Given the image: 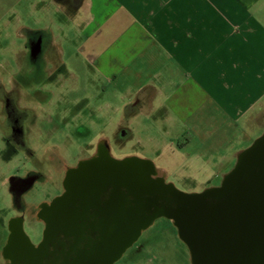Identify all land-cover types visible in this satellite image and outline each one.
<instances>
[{
	"label": "rangeland",
	"instance_id": "rangeland-1",
	"mask_svg": "<svg viewBox=\"0 0 264 264\" xmlns=\"http://www.w3.org/2000/svg\"><path fill=\"white\" fill-rule=\"evenodd\" d=\"M9 4L0 6V16H5L2 19L6 23V25L0 24V83L7 87L10 79L12 81L13 78L23 77L22 73L29 67L27 55H24L23 52L19 53L23 39V36H18L19 33L28 36L33 31L44 29L45 34L52 35L54 41L63 49L62 59L66 67L64 66V70L61 71L62 74L52 75L48 73V70H44L39 80L30 77L28 81L37 80L43 83V90L50 88L58 90L56 84H52L54 83L53 79L58 78L65 84L68 74L69 83L75 85V90L70 95L75 100L71 101L67 97L65 87L51 93L69 100L72 105L82 98L89 97L88 106H90L89 116L87 115V106L84 107L85 118L87 117L86 132H77L82 118L73 114L72 117H67L69 124L64 127L62 121L66 117L61 120H59L61 117H58L55 120L57 122L50 125L38 123L37 127H33V130H38L40 133L33 132L25 139L28 151L18 146L6 145L3 133H0V264L6 262L3 257V242L7 241L9 235L7 231H9L12 216L19 212L14 204L8 179L11 176L24 177L30 171L38 174L30 189L21 196L25 208L24 211H20L21 216H24V233L36 246L42 240L45 226L44 222L36 216L37 206L41 201L50 200L59 195L63 185V172L57 174L58 168H56V171L52 173L56 162L52 161L51 164L50 156H58L65 166L74 167L80 159L87 158L92 154L93 147L99 138L106 136L108 137L106 140L110 155L113 158L137 157L151 160L158 167L166 165L165 177L160 171H156V176L163 177L165 182L171 183L182 192L199 193L205 189L220 186L224 176L236 164L238 156L232 157V151L234 149L243 151L263 134L264 114L259 115L258 119L255 118L250 123H240L237 126H230L218 120L217 126H220L221 136L224 138L223 135H225V141L228 144L232 143V146H229L226 151L225 148L219 149V151H225L226 163L222 166L208 167L196 162L178 167L181 160H171L165 154L159 155L158 151L162 147L167 148L168 146H172L174 149L180 148L177 143L183 140L177 139L179 132L172 130L169 135L163 132L165 123L161 120L159 111L148 120L142 111L137 116H129L122 106L126 99L124 95L126 92H124L125 87L121 80L122 77L127 80L125 77L129 79L131 76H122L116 67L110 66L109 56H119L116 53V48L130 50L133 43L127 38H133L136 33L133 28L119 37L115 41V45L108 40L97 43L96 40H92L88 36L92 33L95 23L84 28L81 26L83 24L81 23L82 17L84 19L82 11L76 14L75 18L71 16L69 19V16L74 12L69 9L68 0L60 2L23 0L21 5L15 7L12 2ZM11 7L16 10L11 11ZM115 8V0H93L92 12L96 22L103 23L105 19L109 18V20H114L115 25L118 26L123 17H120L119 12L117 14ZM14 14L19 15V19L16 20ZM112 28L113 25L110 29ZM84 37H89L85 53L80 51L82 43L85 41ZM89 46L91 51L94 50L99 54L98 60L89 58ZM15 50H18V53L14 54ZM31 66L33 67L34 63ZM18 81L22 82V79H18ZM102 87L106 89L105 92L100 91ZM49 98H52L51 95ZM50 102L53 103L51 104L53 106H49L51 111L65 110L61 112V115L65 116L72 112V108L68 106L66 100L63 102V106L58 108L54 106V99ZM200 115L203 117V114ZM72 122L75 124L74 128L70 126ZM43 130L47 132L43 133ZM123 130L128 133L126 136H120V131ZM216 137L219 136H214V139ZM170 140H172L171 143ZM196 144L199 142L196 141ZM179 159L182 158L179 157ZM171 162L174 164L168 167L167 163ZM139 243H144L141 250L129 255V258L125 256L124 258L127 259L120 258L116 264H191L189 250L178 237L176 227L169 218L160 216L154 219L141 231L140 237L136 241V244Z\"/></svg>",
	"mask_w": 264,
	"mask_h": 264
},
{
	"label": "crops",
	"instance_id": "crops-1",
	"mask_svg": "<svg viewBox=\"0 0 264 264\" xmlns=\"http://www.w3.org/2000/svg\"><path fill=\"white\" fill-rule=\"evenodd\" d=\"M11 2L15 7L23 0H0V6ZM68 4L74 12L69 19L82 11L83 28L95 23L88 36L97 43L108 40L115 45L127 30L136 31L133 38H127L133 43L130 50L116 48L120 57L109 56V64L122 76H131L121 80L126 92L122 106L129 116L142 111L149 120L159 111L166 124L163 132H179L180 148L168 146L158 151L171 160H181L178 167L196 162L208 167L224 165L225 151L232 143L221 136L218 120L237 126L264 114V0H115L117 14L123 17L118 26L109 18L96 22L93 0H68ZM13 7L11 11L16 10ZM2 18L5 16H0V24L6 25ZM18 36H23L19 53L25 54L28 36ZM89 37H84L81 52L85 53ZM58 51L65 66L60 45ZM88 54L93 60L99 58L90 46ZM1 106L0 98L3 133ZM120 132V136L128 134ZM223 148L225 151H219ZM240 152L234 149L232 157ZM148 161L164 176L166 165L158 167ZM173 164L167 163L168 167Z\"/></svg>",
	"mask_w": 264,
	"mask_h": 264
},
{
	"label": "water",
	"instance_id": "water-1",
	"mask_svg": "<svg viewBox=\"0 0 264 264\" xmlns=\"http://www.w3.org/2000/svg\"><path fill=\"white\" fill-rule=\"evenodd\" d=\"M97 163L81 162L77 171ZM101 167L87 182L95 212H75L69 194L59 196L56 215L45 214L42 245L31 244L10 264H113L160 216L172 220L191 264H264V132L240 152L220 186L199 193L165 182L148 160L108 156ZM20 229L28 239L22 222ZM12 242L11 236L5 249Z\"/></svg>",
	"mask_w": 264,
	"mask_h": 264
},
{
	"label": "flooded vegetation",
	"instance_id": "flooded-vegetation-1",
	"mask_svg": "<svg viewBox=\"0 0 264 264\" xmlns=\"http://www.w3.org/2000/svg\"><path fill=\"white\" fill-rule=\"evenodd\" d=\"M27 59L29 62V67L22 73L24 75L21 78L22 82H19L18 79H14L7 85L5 88H0V98L2 102L1 112L4 115V121L2 124L4 139L6 141V145H12L13 147H20L23 150L28 151L26 146L25 139L29 137L33 132L36 134L40 133L38 130H33V127H37V124L42 125H50L56 123V119L66 117L63 123V127L68 123L67 117L78 116L80 119L82 118V123L80 122L77 127V132L85 131V122L87 117L85 118V109L84 107L87 106V115L89 116V100L90 98H82L77 101L76 104H70L69 100L60 98L58 94L51 93L54 91L61 90L65 87L67 97L70 98L71 101L75 99L72 98L70 95L73 94L75 88L74 83H69V76L67 74L66 83L64 84L63 81L59 80L58 78L53 79L54 83L56 84V89L50 88L43 90L42 86L43 83H40L39 80L44 73V70H48L49 74H62L61 71L64 70V66L62 62H60L59 58V51H58V44L53 41L52 36L45 34L44 30H36L31 32L27 37L26 42V53ZM24 54V55H25ZM32 63L34 66L32 67ZM45 65V66H43ZM63 67V68H62ZM38 78L34 82H29L28 78ZM52 78V76H51ZM51 95V99L49 98ZM55 96V97H53ZM27 97H29L27 99ZM54 99L55 107H62L63 102L66 100L68 106L72 108V112L65 115H61V111H51L49 106H53L52 102ZM77 105V108L75 109ZM70 126L75 127V124L70 123ZM83 127V128H82ZM47 131L43 130V133ZM86 132V131H85ZM52 148V147H51ZM92 154L87 158H82L78 161V163L74 167L65 166L63 161L58 156H50L49 160L52 164V161H55V167L52 168V173L56 171L58 168V173L60 174L63 172V185L62 191L59 195L51 198L50 200L41 201L36 210V216L42 220L45 224L43 229L42 240L38 245H33L29 238H25L22 234L20 229V223L22 225L24 223V216H21L20 211H24V206L21 201L22 194L29 190L32 184L34 183L35 178L38 177L37 172L30 171L24 177L18 176H11L9 177V189L12 193L14 204L19 210L17 215H13L10 225H9V233L7 240L9 237H13L12 245L5 249L7 245V241H5L3 246V257L5 259V264H10L11 258L13 256H17L23 254L24 252H28L29 248L32 247L31 244L35 247L42 245L44 242V231L46 229V221H45V214H49L52 217L56 215V209L54 210V201L59 196L63 195L64 193L69 194V198H71V203L69 208H71L75 212H81V210L86 209L87 212H95L96 209H91L90 205L92 204V198L90 195L94 192L92 189V185H88V179L90 178L93 172H97L99 175L102 171L101 162L110 155L109 147L107 140L105 138H99L98 142L94 145ZM96 160L99 163L98 165H90L85 168H82L81 171H77L78 164L84 161ZM43 176V175H42ZM44 178V177H43ZM89 184H91L89 182ZM102 192L98 193V197L102 200ZM90 197V198H89ZM83 208V209H82ZM138 238L128 246L124 252L121 254L120 258L130 257L139 250L141 247L144 246V243L136 244ZM53 242V241H52ZM50 244L49 248L52 247L54 243ZM49 243V242H48ZM42 258L44 260L50 259V255L42 254ZM127 259V258H124ZM114 261L113 264H116Z\"/></svg>",
	"mask_w": 264,
	"mask_h": 264
},
{
	"label": "trees",
	"instance_id": "trees-1",
	"mask_svg": "<svg viewBox=\"0 0 264 264\" xmlns=\"http://www.w3.org/2000/svg\"><path fill=\"white\" fill-rule=\"evenodd\" d=\"M242 152V151H241ZM135 158H137V157H135ZM139 160H142V159H140V158H138ZM143 160H145V159H143ZM227 175V174H226ZM225 175V176H226ZM156 177V176H155ZM214 188H217V187H213V188H210V189H214Z\"/></svg>",
	"mask_w": 264,
	"mask_h": 264
}]
</instances>
